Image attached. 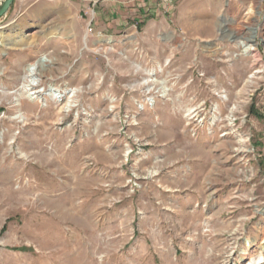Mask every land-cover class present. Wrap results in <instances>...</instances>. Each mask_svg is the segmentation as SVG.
<instances>
[{
    "label": "rangeland",
    "instance_id": "374dc122",
    "mask_svg": "<svg viewBox=\"0 0 264 264\" xmlns=\"http://www.w3.org/2000/svg\"><path fill=\"white\" fill-rule=\"evenodd\" d=\"M111 1L0 18V264L258 260L264 0Z\"/></svg>",
    "mask_w": 264,
    "mask_h": 264
},
{
    "label": "bare ground",
    "instance_id": "6f19581e",
    "mask_svg": "<svg viewBox=\"0 0 264 264\" xmlns=\"http://www.w3.org/2000/svg\"><path fill=\"white\" fill-rule=\"evenodd\" d=\"M23 35L19 34L16 36V40L18 39H22ZM17 40V41H18ZM5 40L3 38H0V44L4 43ZM241 44L244 46V51L248 52L250 50H252V44L249 43L248 41H241ZM48 59L46 57H43L42 59L31 63L28 68H27V75H26V82L24 83L25 86V92L27 93L26 96H28L29 98H31L32 100H39L41 95L39 94L40 91L39 90H35L34 87L37 84L36 80H37V73L39 72L42 64L44 62H46ZM155 71H152V73H154ZM75 94V91L72 92V96ZM23 95V94H22ZM22 95H20L18 98H16V100L18 101V104H20V100L22 98ZM226 97V96H225ZM73 101H70L67 104L66 107V111H69V109L71 107H73ZM195 110H189L188 115H191ZM232 117V116H231ZM217 120V117H214V121ZM232 121V119H230ZM215 123V122H214ZM232 124V122H231ZM234 232V231H233ZM235 234V233H234ZM236 239V238H235ZM257 243V240L255 238L251 239H247L246 244L247 247L251 248L253 245H255ZM253 258V257H252ZM249 264H264V246L261 245V254L258 260H253L252 262H250Z\"/></svg>",
    "mask_w": 264,
    "mask_h": 264
},
{
    "label": "crops",
    "instance_id": "0c3cea01",
    "mask_svg": "<svg viewBox=\"0 0 264 264\" xmlns=\"http://www.w3.org/2000/svg\"><path fill=\"white\" fill-rule=\"evenodd\" d=\"M111 4L110 6H113L114 5V1H111V0H107V3L106 4ZM143 4L145 5V6H151L152 5V3H151V1L150 0H146L145 2L143 1ZM115 8V7H114ZM113 8V9H114ZM112 11H114V10H112ZM101 14V13H100ZM118 20V19H117ZM120 20V19H119ZM12 21V20H11ZM110 23H112V20H111V22L109 21V24ZM116 23H118V22H116ZM0 28H4V25H2V26H0ZM0 38H3L4 40H5V42L7 43L8 41H9V37L8 36H5V35H3V34H0ZM13 40L14 41H16V37L14 36V38H13ZM15 43V42H14Z\"/></svg>",
    "mask_w": 264,
    "mask_h": 264
},
{
    "label": "water",
    "instance_id": "95a60500",
    "mask_svg": "<svg viewBox=\"0 0 264 264\" xmlns=\"http://www.w3.org/2000/svg\"><path fill=\"white\" fill-rule=\"evenodd\" d=\"M14 1L15 0H5L4 1L3 5L0 7V18L9 11Z\"/></svg>",
    "mask_w": 264,
    "mask_h": 264
}]
</instances>
